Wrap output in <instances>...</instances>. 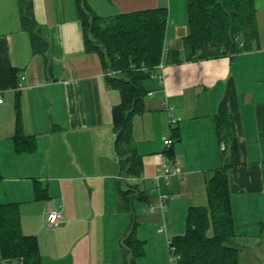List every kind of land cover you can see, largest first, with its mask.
I'll use <instances>...</instances> for the list:
<instances>
[{"label": "crops", "instance_id": "1", "mask_svg": "<svg viewBox=\"0 0 264 264\" xmlns=\"http://www.w3.org/2000/svg\"><path fill=\"white\" fill-rule=\"evenodd\" d=\"M30 1L40 38L36 47L22 26L21 0H0V203L18 205L21 230L37 239L41 264H128L123 240L132 215L136 237L144 243L135 264H171L169 239L184 233L190 207L207 205V180L224 164L228 147L224 143L221 151L219 115L231 116L239 151V164L228 171L231 244L239 249V264H248L249 243L256 246L249 264H263L264 252L257 250L264 242V0H255L258 41L252 50L163 63L146 81L153 94L132 120L131 146L142 160L137 178L124 174L115 150L113 109L121 95L107 85L100 56L86 49L76 0ZM190 1L88 0V5L101 18L167 9L166 55L183 49ZM16 101L24 133L36 138L33 153L14 149ZM175 128L180 139L166 148ZM165 169L171 171L168 180ZM35 181L47 199L36 198ZM129 184L148 199L133 198L132 212L119 205V187ZM161 195H167L164 212ZM54 208L61 223L50 226L47 216ZM0 264L24 263L3 258L0 250Z\"/></svg>", "mask_w": 264, "mask_h": 264}, {"label": "trees", "instance_id": "2", "mask_svg": "<svg viewBox=\"0 0 264 264\" xmlns=\"http://www.w3.org/2000/svg\"><path fill=\"white\" fill-rule=\"evenodd\" d=\"M76 2L86 49L100 56L107 73L114 72L106 75V83L121 95L120 103L113 109V129L123 172L129 178L140 177L142 160L131 146V134L133 117L145 110L149 93L146 81L163 63L234 57L252 50L258 41L255 0H191L187 5L188 32L182 39L183 49L170 50L166 55L167 9L101 18L87 0ZM21 21L36 47L40 38L30 0H21ZM15 111L14 149L17 153H33L37 149L36 138L23 131L18 101ZM216 123L219 140L228 147L223 152L224 164L212 170L207 180V205L190 207L184 233L169 239L171 254L178 257L176 264H239V249L231 244L235 229L228 176L229 169L239 164L238 143L231 116L219 115ZM179 139L175 128L172 141ZM118 193L124 211H133V198L141 202L148 200L131 184L128 189L119 187ZM35 195L39 199L48 198L38 181H35ZM137 224L136 216L132 215L131 230L123 240L129 252L128 264H135V259L144 254V243L136 237ZM260 231L264 235V225ZM0 250L3 258H22L24 264H41L37 239L21 230L17 204L0 203Z\"/></svg>", "mask_w": 264, "mask_h": 264}, {"label": "built area", "instance_id": "3", "mask_svg": "<svg viewBox=\"0 0 264 264\" xmlns=\"http://www.w3.org/2000/svg\"><path fill=\"white\" fill-rule=\"evenodd\" d=\"M240 47L243 48V44L240 43ZM108 75H114V72L112 71H108L107 73ZM25 78L22 77L21 80H24ZM18 90L22 88V83H19L18 86H17ZM153 93H149V95H152ZM4 103V99L3 97L0 96V105H2ZM171 123L172 124H175L177 123V120L172 118L171 119ZM164 144H165V147L166 148H170L171 145L173 144V141L172 139L170 138H167L165 141H164ZM226 148L225 144L224 143H221V151H224ZM171 174V171L170 169H165L164 170V177L166 180H168V177L169 175ZM156 180L158 181L159 180V177H156ZM167 200V195H161V204H160V207H161V210L162 212L165 211L166 209V205H165V201ZM151 211L153 210L152 208L150 209ZM47 223L50 225V226H57L61 223V214H60V211L56 208L54 209H51L48 213V216H47ZM174 260L176 259V261L178 260V257L174 255Z\"/></svg>", "mask_w": 264, "mask_h": 264}, {"label": "rangeland", "instance_id": "4", "mask_svg": "<svg viewBox=\"0 0 264 264\" xmlns=\"http://www.w3.org/2000/svg\"><path fill=\"white\" fill-rule=\"evenodd\" d=\"M87 4H88V0H87ZM185 17H186V15H184ZM260 36H263V38H264V27H263V25H262V22H261V25H260ZM254 46H256V44L254 45ZM257 46H258V44H257ZM250 244V247L249 248H246V250H245V257L248 259V264L250 263V260H251V257L253 256V252L256 250V246L255 245H252V243H249ZM258 252H260V251H263L264 252V242H263V245H262V247L260 248V249H258L257 250ZM260 257L262 256V258H264V253L263 254H261V255H259ZM174 254L172 253H170V255H169V261H170V263L171 264H176V259L174 260ZM252 264H254V263H252ZM263 264H264V261H263Z\"/></svg>", "mask_w": 264, "mask_h": 264}]
</instances>
